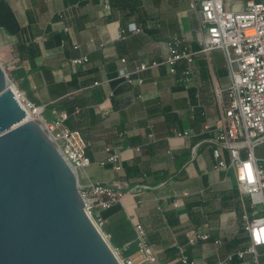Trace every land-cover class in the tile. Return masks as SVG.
Wrapping results in <instances>:
<instances>
[{
    "label": "crops",
    "instance_id": "crops-1",
    "mask_svg": "<svg viewBox=\"0 0 264 264\" xmlns=\"http://www.w3.org/2000/svg\"><path fill=\"white\" fill-rule=\"evenodd\" d=\"M247 1L224 5L240 12ZM173 38L193 61L171 73L165 60ZM205 39L191 0H0V64L9 79L44 107L47 122L66 114L64 126L82 134L91 161L82 185L117 184L124 192L101 213L110 246H128L127 256L134 226L142 225L156 264H182L180 248L196 264H264V246L238 256L251 246L244 216L251 221L264 209L243 197L233 170L215 169L216 146L203 135L219 124L218 92L226 102L230 85L223 51L203 53ZM142 65L148 69L136 73ZM254 154L264 168V145ZM113 155L119 170L101 165ZM193 231L211 238L192 245Z\"/></svg>",
    "mask_w": 264,
    "mask_h": 264
},
{
    "label": "built area",
    "instance_id": "built-area-1",
    "mask_svg": "<svg viewBox=\"0 0 264 264\" xmlns=\"http://www.w3.org/2000/svg\"><path fill=\"white\" fill-rule=\"evenodd\" d=\"M191 2L193 8L199 7L201 29L206 33L202 52L223 51L230 78V85L224 90L226 102L221 100V94L218 92L219 124L214 128L206 125L203 135H208L210 138L206 140L216 146L215 169L233 170L243 197L249 196L253 207L259 206L264 209V168L254 154L257 147L264 145V0H248L244 10L240 12L226 10L224 0H191ZM83 60L75 61V63L81 64ZM181 61L191 64L193 54L181 50V41L173 38L168 43L165 65L171 73H174L176 65ZM147 69V66L142 65L137 68L136 73ZM120 76L131 80V74L125 70L120 71ZM190 76L191 68H187L181 82L189 83ZM9 81L27 118L43 125L79 179V172L91 164L86 155L88 146L82 134L64 126L67 120L66 114L60 115L52 122H47L43 116L44 107L32 103L14 82ZM139 82L142 84L143 80ZM149 136L154 138L152 132ZM177 136L183 135L177 134ZM224 151L229 153L230 164H227L224 159ZM118 161L119 156L113 155L101 165H114V169L119 170L120 167L116 165ZM79 184L85 203V213L110 246L104 234L105 220L101 213L119 204L124 192L117 184L82 185L80 179ZM177 206L174 204V207ZM244 219L251 246L246 252L238 253L240 258H243L245 253H254L257 247L264 246V215L251 221L246 216ZM210 238L211 235L208 233L193 231L189 243L194 245ZM215 243L219 244V241ZM134 245L135 249L127 256L124 252L128 251V246L123 250L110 246L119 264L157 263L156 254L142 225L134 226ZM179 250L178 259L182 264H196L188 259L183 248Z\"/></svg>",
    "mask_w": 264,
    "mask_h": 264
},
{
    "label": "water",
    "instance_id": "water-1",
    "mask_svg": "<svg viewBox=\"0 0 264 264\" xmlns=\"http://www.w3.org/2000/svg\"><path fill=\"white\" fill-rule=\"evenodd\" d=\"M9 80L0 64V264H119L85 213L77 173Z\"/></svg>",
    "mask_w": 264,
    "mask_h": 264
},
{
    "label": "rangeland",
    "instance_id": "rangeland-1",
    "mask_svg": "<svg viewBox=\"0 0 264 264\" xmlns=\"http://www.w3.org/2000/svg\"><path fill=\"white\" fill-rule=\"evenodd\" d=\"M80 176H81V171L79 172ZM82 181V180H81Z\"/></svg>",
    "mask_w": 264,
    "mask_h": 264
},
{
    "label": "bare ground",
    "instance_id": "bare-ground-1",
    "mask_svg": "<svg viewBox=\"0 0 264 264\" xmlns=\"http://www.w3.org/2000/svg\"><path fill=\"white\" fill-rule=\"evenodd\" d=\"M28 114L30 115V113L28 112Z\"/></svg>",
    "mask_w": 264,
    "mask_h": 264
}]
</instances>
